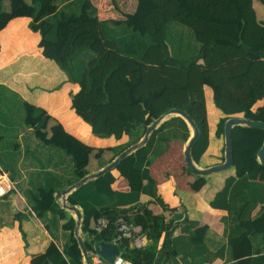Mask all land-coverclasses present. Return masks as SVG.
<instances>
[{
	"label": "trees",
	"instance_id": "16d2710c",
	"mask_svg": "<svg viewBox=\"0 0 264 264\" xmlns=\"http://www.w3.org/2000/svg\"><path fill=\"white\" fill-rule=\"evenodd\" d=\"M137 1L135 11L126 13L125 19L101 20L91 0H0V31L15 17L32 18L29 28L40 33L43 54L58 64L69 81L80 85L75 111L90 124L92 133L102 138L129 136L126 143L117 146L92 147L66 131L44 108L20 102V120L38 140L33 147L31 138H23L20 159L23 154L24 159L29 158L42 146L63 153L71 163L69 178L45 171L22 192L54 240L58 231L68 232L63 246L53 241L44 254L33 256L31 264H85L75 236L76 219L62 207L56 193L91 173L92 160L99 170L138 142L148 120L159 118L171 108L189 114L200 130L192 148L198 165L209 145L205 86L212 89L214 105L222 113L217 138H224L230 116L264 121V105L253 110L257 101L264 99V20L257 18L253 0ZM189 137L186 120L173 116L152 132L145 145L118 163L115 169L122 176L128 177L132 169L141 171L145 182L141 191L114 190L116 178L109 170L69 194V203L82 210L81 232L87 250L99 241H113L117 236L115 222L123 217L130 224L141 225L151 242L135 248L123 239L118 244L122 255L134 264H158V243L172 223L165 224L162 215L143 204L140 213L130 212L142 193L155 197L163 208L167 206L155 194L149 166L167 150L169 141L186 143ZM232 141L234 162L230 169L235 177L226 179L210 205L229 213L224 221L232 224L228 247L236 264H264V208L252 214L264 204V183L251 169L264 143V129L235 126ZM18 148L14 145L10 153L0 155L2 170L16 166ZM16 178L11 172V179ZM12 193L13 189L5 196ZM101 217L110 223L98 233L90 224ZM13 218L22 222L29 214L19 211ZM191 225L195 229L189 230L190 248L199 252L205 248L208 226ZM20 230L27 246L26 233L21 226ZM179 239L173 240L175 246ZM167 243L164 240L162 248Z\"/></svg>",
	"mask_w": 264,
	"mask_h": 264
},
{
	"label": "crops",
	"instance_id": "0c3cea01",
	"mask_svg": "<svg viewBox=\"0 0 264 264\" xmlns=\"http://www.w3.org/2000/svg\"><path fill=\"white\" fill-rule=\"evenodd\" d=\"M91 1L98 8V17L101 20L125 19V14L133 13L138 4L137 0H113L117 7H112L109 0ZM253 6L257 18L264 20V4L260 0H253ZM31 20L32 18L27 16L15 17L0 31V155L10 153L14 145L19 147V151L20 142L24 145L23 138L26 136L31 138L33 147L38 143L32 130L24 127L20 120L21 101L44 108L66 131L92 147L104 148L126 143L129 140L128 135H123L120 139L94 135L90 124L76 113L75 94L80 90V85L69 81L58 64L43 54L40 33L29 28ZM204 95L209 145L199 166L207 167L223 162L225 141L224 138L215 136L222 113L214 105L212 89L205 86ZM262 105L264 99L257 101L253 110ZM151 122L152 120H148L147 126ZM82 125L86 126L84 132ZM191 133L190 128V135ZM186 143L180 140L169 141L167 150L158 155L149 166V174L155 181V194L160 196L167 206L163 208L155 201V197L142 193L139 203L130 213H140L143 204L155 214L162 215L165 224L172 223L158 243V264H236L228 247V230L232 224L226 225L224 221L229 213L225 209L210 205V201L222 189L226 179L235 177L234 170L213 173L203 178L195 176L189 172L185 162ZM15 155L18 161L16 166L5 171L16 174L14 181L21 195L12 193L7 197L0 196V264H31L33 256L44 254L53 241L59 247L63 246L68 232L58 231L54 240L43 221L30 212V205L22 192L36 182L37 179L33 178L43 176L45 171L69 178L71 163L63 153L42 146H38L36 153L29 154L27 159H24L25 154L20 159V151ZM96 166L94 159L91 161V173L98 171ZM251 169L257 172V180L264 183V165L256 160L251 164ZM112 172L116 178L112 188L116 191H141L145 185L140 170L132 169L128 177L122 176L117 169ZM58 201L62 204V200ZM262 208L264 204L258 205L252 213L253 216ZM19 211L29 214V218L22 222L15 220L13 215ZM2 214L7 219L3 218ZM70 214L75 218L73 212ZM191 222H195L197 226H208L204 239L205 248L199 251L201 255H195L199 252H193L190 248L189 230L195 229ZM20 226L26 233L27 246ZM177 238L182 240H177L176 248L173 240ZM166 239L168 243L162 248ZM256 241L258 243L260 240ZM192 253L195 256H192ZM257 257L255 255L254 258Z\"/></svg>",
	"mask_w": 264,
	"mask_h": 264
},
{
	"label": "water",
	"instance_id": "95a60500",
	"mask_svg": "<svg viewBox=\"0 0 264 264\" xmlns=\"http://www.w3.org/2000/svg\"><path fill=\"white\" fill-rule=\"evenodd\" d=\"M173 116H181L186 120L189 127L191 128V135L186 143L184 155H185V162L189 168L192 169L193 172L196 174H200L202 176H208L213 173L224 172L229 170L233 166V141H232V129L235 126H248L252 128H261L264 129V121L262 120H253L250 118H246L239 115L230 116L225 123L224 126V160L219 164H215L212 166L202 167L199 166L192 157V148L194 145L195 140L200 136V130L194 121L187 114L185 111L178 109V108H171L168 112L161 115L159 118L153 120L146 128L144 135L142 138L128 146L126 149L120 152V154L115 157L110 163L99 169L97 172L89 173L77 182L71 184L67 188L62 189L56 193V199L62 200V207L67 209L70 212H73L75 219H76V228H75V236L78 239L79 247L82 251L85 264H91L90 257L88 250L84 243V238L81 232V224H82V211L77 205L70 204L67 201V196L71 194L75 189H77L82 184L86 183L89 180L95 179L109 170H113L116 168L118 163L125 158L126 156L130 155L131 153L135 152L138 148L145 145L152 134V132L158 128L163 122L168 120ZM258 161L260 164L264 165V143L261 149L258 152ZM95 250L107 261L112 262L114 258L119 254V248L113 242H106V241H99L94 245Z\"/></svg>",
	"mask_w": 264,
	"mask_h": 264
},
{
	"label": "built area",
	"instance_id": "2783aa9c",
	"mask_svg": "<svg viewBox=\"0 0 264 264\" xmlns=\"http://www.w3.org/2000/svg\"><path fill=\"white\" fill-rule=\"evenodd\" d=\"M16 190L15 182L11 179L10 172L2 170L0 168V196H4L11 190ZM33 213V211H31ZM115 224L117 225V236L113 239L116 245L121 242L122 239H128L131 246L136 248H142L150 242L146 231L139 224H130L124 218H119ZM109 225L107 218L101 217L97 220H93L91 228L98 233L103 232ZM91 264H134L133 261L126 259L122 252L114 258L112 262H107L94 248L88 250Z\"/></svg>",
	"mask_w": 264,
	"mask_h": 264
},
{
	"label": "rangeland",
	"instance_id": "374dc122",
	"mask_svg": "<svg viewBox=\"0 0 264 264\" xmlns=\"http://www.w3.org/2000/svg\"><path fill=\"white\" fill-rule=\"evenodd\" d=\"M27 1H29V0H27ZM113 0H109V3H110V5L112 6V7H114L115 6V4L112 2ZM6 7H8L9 8V3H8V1L6 2ZM115 7H117V6H115ZM222 155H224V153H222ZM13 182H15V181H13ZM15 186H16V184H15ZM15 191V194H17V195H19V190H18V188L16 189V190H14ZM20 195H21V193H20ZM2 217L3 218H5V219H7V217H5V215L4 214H2Z\"/></svg>",
	"mask_w": 264,
	"mask_h": 264
},
{
	"label": "clouds",
	"instance_id": "9594fccd",
	"mask_svg": "<svg viewBox=\"0 0 264 264\" xmlns=\"http://www.w3.org/2000/svg\"><path fill=\"white\" fill-rule=\"evenodd\" d=\"M257 160H258V159H257ZM10 175H11V174H10ZM16 188H17V187H16ZM7 194H8V193H7ZM5 195H6V194H5ZM5 195H4V196H5ZM68 196H69V195H68ZM2 197H3V196H2ZM31 211H32V210H30V212H31ZM32 214H34V212H33ZM120 218H121V217H120ZM122 218H123V217H122ZM98 219H99V218H98ZM118 219H119V218H118ZM118 219H117V220H118ZM93 220H95V219H92V220H91V223H92ZM96 220H97V219H96ZM109 223H110V222H109ZM90 226H91V224H90ZM93 230H94V229H93ZM96 232H97V231H96ZM148 238H149V237H148ZM122 240H123V239H122ZM122 240H121V241H122ZM127 240H128V239H127ZM111 242H112V241H111ZM150 242H151V241H150ZM150 242H149V243H150ZM113 243H114V242H113ZM119 243H120V242H119ZM149 243H148V244H149ZM114 244H115V243H114ZM129 244H130V242H129ZM148 244H147V245H148ZM117 246H118V245H117ZM130 246H131V244H130ZM145 246H146V245H145ZM145 246H144V247H145ZM131 247H133V246H131ZM118 248H119V246H118ZM135 248H136V247H135ZM142 248H143V247H142ZM94 249H95V248H94ZM120 251H121V250L119 249V252H120ZM83 259H84V257H83ZM126 259H127V258H126ZM129 260H130V259H129ZM84 263H85V261H84Z\"/></svg>",
	"mask_w": 264,
	"mask_h": 264
}]
</instances>
